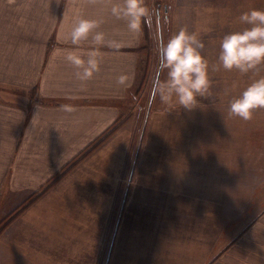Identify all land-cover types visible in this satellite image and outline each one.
I'll list each match as a JSON object with an SVG mask.
<instances>
[{"label":"crops","instance_id":"0c3cea01","mask_svg":"<svg viewBox=\"0 0 264 264\" xmlns=\"http://www.w3.org/2000/svg\"><path fill=\"white\" fill-rule=\"evenodd\" d=\"M118 3H122V0H0V200L46 189L54 176L124 114V105L129 101L136 77L141 32L129 31L126 21L111 14V8ZM256 5L254 8L259 10ZM187 10L192 31L199 24L205 36L243 31L242 27L246 26L240 23L237 29L230 30L235 28L234 25L226 23V27H223L221 21L217 23L225 14L226 19H239L242 14L239 11L223 10L222 15L203 11L195 16L192 8ZM77 11L84 18L102 21L97 31L104 33V45H96L91 35L79 46L72 45L66 39ZM196 17H203V24L196 22ZM111 40L123 46L110 48L106 42ZM93 48L101 53L100 71L84 82L82 87V82L75 77L77 69L64 59V50L86 53ZM215 50L220 51V44H213V48L211 44L208 46V51ZM209 54V59H213L214 56L210 57ZM121 75L128 77L124 85L117 82ZM29 91L35 94L37 100L21 95ZM63 105H71L75 111L66 112ZM207 114L212 117L207 118ZM223 114L220 107H203L204 121L198 125H204V138L196 137L195 123L190 120L186 138L179 140L181 145H177L178 154L169 155L168 151L158 157L161 162L165 159L175 164L184 159L189 163L186 173L199 176L196 177L197 188H202L204 194L211 192L207 190L210 169L206 163H221L220 160H223H210V147L220 146L223 149L226 134L222 131L231 126L236 131L234 149L228 158L236 161L234 166L246 161L256 164L246 166L245 170L242 166L239 169L235 167L234 171L240 173V178L260 179L264 183V166L259 167V163L264 165V109L255 110L249 121L234 117V123L228 124L224 122ZM257 116L260 117L259 121ZM210 128L218 131L215 143H209L206 139ZM106 143V146L110 145ZM159 143L156 142V146ZM168 145L175 148L173 142ZM100 151L103 153V150ZM196 155H201L202 160L196 161ZM101 157L106 161L105 156ZM191 160L194 163L203 162L204 165L192 167ZM178 167L172 165L174 173ZM222 170L229 171L227 167L219 166L216 169ZM67 176L68 173L61 175L48 190L40 191L42 196L0 231V264H33L32 257L34 263L36 258L39 263L42 260L45 264L46 260V264H49V253L45 255L44 244L48 245L52 240L50 228H54V222L50 224V220L55 217L54 206L59 204L57 207L63 208L65 203L60 201L59 196L71 192L68 179H76L75 174L69 178ZM254 184L244 193L251 198L241 205L235 204L233 225L230 224L232 220L224 222L218 236V255L234 245L236 264H264V184L261 188L258 181ZM173 193L194 192L175 190ZM50 194L56 196L53 203L48 197ZM63 218L67 219L66 216ZM36 235H40L41 240L35 238ZM188 237L193 239L190 235ZM204 247L207 252L198 259L201 264H210L211 253L208 251L213 249V245L209 246L207 242ZM248 252L251 258L247 256ZM185 253L186 264H195L193 243L187 244Z\"/></svg>","mask_w":264,"mask_h":264},{"label":"rangeland","instance_id":"374dc122","mask_svg":"<svg viewBox=\"0 0 264 264\" xmlns=\"http://www.w3.org/2000/svg\"><path fill=\"white\" fill-rule=\"evenodd\" d=\"M145 4L154 13L152 24L149 26L142 23L136 77L120 120L69 162L50 180L46 189L0 200L2 231L42 196L40 191L48 190L61 175L68 173L69 178L75 174V180L68 179L72 193L59 196L60 201L65 203L63 208L57 207L59 204L54 206L55 217L50 220V224L54 222V228H50L52 240L48 245L44 244L45 255L49 253V264H186L185 252L190 243L194 244L195 264H201L198 258L207 252L204 247L207 242L209 246L213 245V249L208 251L211 253L210 264H236L234 245L219 255L217 253L222 224L232 220L230 224L233 225L235 204L241 205L251 198L244 193L256 181L260 188L264 183L260 179L240 178V173L234 171L235 167L239 169L242 166L245 170L246 166L256 165L246 161L234 166L235 160L228 158L234 149L235 127L222 131L226 134L223 146L225 150L220 146L210 147V160L223 159L220 160L221 163H206L208 170L210 169V178L206 181L210 193L204 194L202 188H197L196 177L199 176L186 173L189 163L184 162V159L174 164L165 159L161 162L158 157L168 151L169 155L178 154L177 145H181L179 140L186 138L187 123L190 120L195 123L196 137L204 138V125H198L204 121L203 107L222 108L224 122L234 123L235 116L229 115L230 101L254 80L264 77V64L246 74L235 69L226 71L222 67L214 70V66L218 64L216 57L219 51H208V46L211 44L213 48V44H220L219 40L224 35L214 33L213 36H205L204 29L201 26L199 28V24L195 25L193 32L190 18L188 21L186 16L187 9L192 8L195 16L203 11L216 14L224 12L223 10L244 13L251 8L256 9L255 5L264 11V0H145ZM156 12L159 13V21L156 19ZM202 18L196 17V22L203 24ZM219 21L223 27H226V23L234 25L235 28L230 30L237 29V25L241 23L239 19H226V14L217 21L218 24ZM158 27L165 42L183 27L190 33L197 34L204 44L201 54L209 62L211 86L207 94L197 97L198 106L191 111L175 102L171 105L164 104L158 95L153 97V82L158 68ZM246 27L249 26L242 29ZM208 53L214 58L209 59ZM165 76L166 72L160 79L163 80ZM21 95L37 100L32 91ZM209 117L212 116L207 114V118ZM257 119L259 121L260 117L257 116ZM211 129L207 130L206 139L209 143H215L218 131ZM158 141L160 143L156 146ZM166 141L168 142L165 143ZM106 142L110 145L106 146ZM171 142L175 148H170L168 143ZM101 155L107 158L106 161ZM201 158V155L195 156L196 161H201ZM190 164L192 167L204 165L203 162L194 163L193 160ZM172 165H179L175 173ZM219 166L227 167L229 171H216ZM263 166L259 163L260 168ZM212 169L215 171H211ZM72 170L74 173H70ZM243 173L245 175L246 172ZM175 190H190L194 193L174 194ZM156 191L158 192L155 193ZM48 197L53 203L56 196L50 194ZM225 231L227 229L222 234ZM231 234L233 237L234 234ZM35 238L41 240L40 235ZM247 256L251 258V253L248 252ZM32 260L33 264H43L42 260L39 263L36 258L34 263V257Z\"/></svg>","mask_w":264,"mask_h":264},{"label":"clouds","instance_id":"9594fccd","mask_svg":"<svg viewBox=\"0 0 264 264\" xmlns=\"http://www.w3.org/2000/svg\"><path fill=\"white\" fill-rule=\"evenodd\" d=\"M111 14L126 21L129 31L139 33L142 31V23L149 26L152 24L154 13L146 6L145 0H122V3L111 8ZM155 16L159 21L158 12ZM239 19L249 27L223 36L218 64L214 66V70L222 67L226 71L235 69L241 74H246L264 64V11L253 9L242 13ZM101 24V20L84 18L77 11L66 39L72 45L79 46L91 35L96 45H104V33L97 31ZM106 43L114 49L123 46L116 40ZM203 48L204 44L198 35L190 33L187 28H180L165 42L158 27V68L153 82V97L158 95L162 103L171 105L175 102L188 111L195 109L198 106L197 97L207 94L211 86L208 75L209 62L201 54ZM100 57L101 53L97 48L86 53L64 50V59L77 69L75 77L82 82V87L84 82L100 71ZM165 72L166 76L161 80L160 76ZM127 80L126 75H121L117 82L124 85ZM62 108L66 112L75 111L71 105H63ZM257 109H264V77L254 80L239 96L230 101L229 115L249 121Z\"/></svg>","mask_w":264,"mask_h":264},{"label":"trees","instance_id":"16d2710c","mask_svg":"<svg viewBox=\"0 0 264 264\" xmlns=\"http://www.w3.org/2000/svg\"><path fill=\"white\" fill-rule=\"evenodd\" d=\"M119 120H120V119H119ZM119 120H118V121H119ZM118 121H116V122H118ZM113 127H114V126H113Z\"/></svg>","mask_w":264,"mask_h":264}]
</instances>
